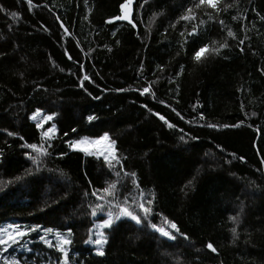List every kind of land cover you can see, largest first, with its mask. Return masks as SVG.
<instances>
[{"label": "trees", "instance_id": "obj_1", "mask_svg": "<svg viewBox=\"0 0 264 264\" xmlns=\"http://www.w3.org/2000/svg\"><path fill=\"white\" fill-rule=\"evenodd\" d=\"M121 2L33 0L40 7L29 11L26 0H0V224L34 223L66 234L70 226L69 264H264V171L257 172L264 168L259 163L264 157V0H219V11L196 9L198 0H147L143 9L135 8L136 29L126 22L105 23L120 14ZM190 7L200 35L181 47L180 33L187 34L192 25L170 24ZM232 16L247 18L233 21ZM219 20L225 22L223 29ZM61 23L71 33L63 40ZM228 28L237 40L248 37L243 52L227 37ZM225 39L231 47L220 56L199 64L193 60V50L203 43ZM158 65L164 67L162 73ZM180 65L183 73L169 84ZM85 74L93 81L84 82L91 96L79 87ZM148 82H155L154 97L135 91ZM119 88L124 91L117 92ZM197 102L203 107L194 108ZM37 108L56 113L52 122L58 128L39 172L25 157L30 150L21 147L42 143L40 134L51 123L36 128L29 117ZM156 113L176 128L169 129ZM89 115L97 119L89 123ZM240 120L245 124L238 128L198 126ZM179 129L195 139L186 135L181 141ZM8 131L16 135L8 136ZM104 132L117 141L124 171L136 173L139 189L123 173L122 178L108 175L100 160L69 147L68 141ZM29 169L33 174L26 176ZM110 183L117 184L114 199L91 196ZM139 190L155 198L152 223L169 229L167 217L189 239L168 241L122 218L118 227L105 231V255H96L86 244L89 229L107 216L92 217L90 206L109 207L111 200L112 211L118 212L116 205L125 197L126 206L139 200ZM237 215L241 223L233 244L228 217ZM208 242L218 254L206 249Z\"/></svg>", "mask_w": 264, "mask_h": 264}, {"label": "snow or ice", "instance_id": "obj_2", "mask_svg": "<svg viewBox=\"0 0 264 264\" xmlns=\"http://www.w3.org/2000/svg\"><path fill=\"white\" fill-rule=\"evenodd\" d=\"M85 4L88 3V0H84ZM26 3L29 5V11H31L34 8L40 7L39 5L33 4V0H26ZM147 4V0H144V3H139V0H122V2L119 5V15L113 16L110 19L106 20L105 23L109 25L115 26L117 22H126L129 24L133 29L137 28V21L134 19L135 16V8L139 6V8L143 9L145 5ZM219 0H198V3L194 5L196 9H200L201 7H210L216 11H219ZM44 7H47V5H43ZM4 9L2 6H0V11H3ZM193 8H188L186 10V13L182 16H180L175 23L170 24L171 28H175L177 23H180L181 21L185 22L186 24H191L192 28L191 31L187 32L185 34L184 31L180 33L181 37H183V44L181 47H184L185 45L189 44L190 42H193V38H198L200 35L199 26L194 24L193 22L197 19L195 15L192 14ZM12 17L16 18L17 13H12ZM247 17H240V16H232L231 19L233 21L239 20V19H246ZM87 19V17H85ZM261 21L264 22V16L260 17ZM57 20H59V17H57ZM217 23L220 25L221 29L225 27V22L223 20L217 21ZM60 27L63 29L64 36L61 37L63 40L64 37H70L71 33L69 32V29L67 27H64L63 23L60 24ZM47 30V29H45ZM168 29L165 28V32H167ZM139 35V33H137ZM227 37L231 40L237 41V46L239 47V50L241 52L244 51L243 45L245 44V41L248 39L247 36H245L244 39L237 40L236 33H234L230 28L227 29L226 33ZM119 43V41H117ZM77 46H79V42H77ZM230 44L228 42V39H225L222 43H217L216 41H212L211 43L205 42L202 44V46L196 48L192 52V58L196 63H203L206 59L210 57H218L221 55V52L223 50L230 49ZM109 51L111 49H108ZM65 52L67 54V49H65ZM179 54V53H178ZM68 59H71V56H68ZM82 67V65H81ZM157 69L159 72L164 71L163 66H157ZM63 71V69H61ZM184 71V65H180V71L176 73L175 77L172 79H169L168 83L173 84L175 83L176 77H179ZM140 75H143V63H141L140 66ZM261 72H264V68H261ZM91 81V78L85 74L82 78H80L79 87L82 88L89 96L92 95L91 92L87 91V88L84 87V82ZM155 82H148L147 86L144 87H137L135 91L141 95H151L154 97L155 93L152 91L153 84ZM39 88V86H38ZM179 86L177 85L176 92L178 93ZM103 91H108L107 88L103 89ZM117 92H123V88L116 89ZM101 97L97 96L94 97V99H100ZM163 104L164 101H161ZM179 103V101H177ZM167 107H171V105H166ZM143 107L147 108V105H143ZM194 108L196 107H203L202 105H199V102L197 104L193 105ZM241 108H243V104L241 105ZM175 114L180 117V119H184V117L181 115L180 112L176 111L175 108L171 109ZM42 109L37 108L35 112L32 113V115L29 117L31 120L36 121L37 117L41 114ZM160 120L164 121V123L167 125L169 129H175L176 125L170 123L168 120L165 119L164 116H161L159 113H156ZM253 117L257 116L256 112H252L251 114ZM56 117V113H51L47 115H43L39 122L36 123L37 129H44L45 125L50 123V126L46 128V130H43L41 132V141L42 143H25L21 145L22 148H27L30 151L25 152V157L31 162V164L34 166L35 171L39 172L43 166H44V160L50 155L49 149L53 147V142L58 134V128L57 124L52 122L54 121ZM97 119L95 115H89L87 117V120L89 123H91L93 120ZM199 119L204 120V114L203 112L200 113ZM191 123V121H189ZM245 124L244 120H240L237 123L234 124H215V123H205L204 125H198V126H207L209 128L218 129V128H238ZM251 127L252 125H248ZM73 132H76V129L72 130ZM179 131L182 133L180 136V140L184 141L185 136L188 135L190 139H195L194 137H191L190 134L184 133V129H179ZM261 128L257 127L256 132H260ZM8 136H14L15 133L8 131ZM65 136H67V133H64ZM262 136H264V133H261ZM21 140L24 138L21 136L19 137ZM69 147L72 150H78L80 152L86 153L89 156L94 157L95 159H98L102 162L105 169H107L108 175H112L113 173L117 178H122L121 173H123L124 177H129L132 179L133 185L139 189V182L135 179L136 173H128L124 171V160L121 159L119 156V149L117 147V141L115 139H112L110 134L108 132H104L101 135H98L94 138H89L87 136L77 139L74 141H68ZM106 144L104 148L97 147L99 145ZM46 145V146H45ZM219 147V146H217ZM257 152H259V149H256ZM3 155V151L0 150V156ZM63 155V154H61ZM235 155V154H232ZM240 160H244V157H238ZM259 163L261 165H264V157H261L259 160ZM119 169V170H117ZM264 171V168L257 169V172ZM33 171L32 169H29L26 171L25 175H32ZM22 177H16V181L22 180ZM0 183H4L0 181ZM189 184H191V181H189ZM117 184L116 183H110L108 186L103 187L101 190H93L91 192V196L95 197L99 201H106L107 197H112L113 199L119 194L116 192ZM104 195H100L99 192H101ZM89 194L86 192L85 196H88ZM154 200L155 198H147L145 196V193L143 190H139V200L132 199L131 205H128L129 197L124 198L123 204H118L116 207L118 208V212H113L111 210L112 207V201L107 200V204L109 206V210L106 213L107 218H104L100 221L99 225H93L92 229H89L91 232L95 228H99V232L96 235V238L93 240L91 236L89 237V241L94 243L97 247L95 248V254L98 256L103 257L105 255L104 246L107 243V236L105 235V231H111L115 227H118L117 222H121L122 218H127L130 222H133L136 226L144 228L148 227L152 229L155 233H158L162 238H166L168 241H176L178 237L183 238L184 240H188L189 237L186 233L182 232L179 226L176 222L169 220L167 217H164L165 222L169 225V229H165L162 227H158L157 224L152 223L150 218H154L155 212H154ZM131 208H134L135 210H130ZM105 204L103 203H97L94 207L90 206L91 210V216L92 217H98V214H102L104 212ZM228 220L232 222L234 225L230 228V232L232 235V243L235 244L239 233H238V226L241 223L240 217L237 216H229ZM42 231L44 234L39 235L38 239L40 242H42L47 249L54 250L57 255L55 264H69L70 255H69V246L72 244V240L64 237L62 233L57 230L55 232V242L52 239L46 238L49 234L53 233V228H43L41 229V226L37 225L35 227H25L20 224L16 223H8L6 227H0V264H27L25 258L23 255H14L16 249L19 248L21 250V253H31L32 247L29 246V244H26L24 241L26 238L30 237V234L32 232ZM66 231L69 236L72 235V228L69 226L66 228ZM206 249L210 250L212 253H217V247H214L212 242H208L206 244ZM62 258V259H61ZM45 260L48 261V264H53V262L48 258L45 257Z\"/></svg>", "mask_w": 264, "mask_h": 264}, {"label": "rangeland", "instance_id": "obj_3", "mask_svg": "<svg viewBox=\"0 0 264 264\" xmlns=\"http://www.w3.org/2000/svg\"><path fill=\"white\" fill-rule=\"evenodd\" d=\"M48 113L47 112H41V114L37 117V120L36 121H34L35 122V124L37 123V122H39V120L41 119V117L43 116V115H47ZM50 126V125H49ZM48 126V127H49ZM47 128V127H46ZM46 130V129H45ZM83 137H85V136H82V137H80V138H76V139H73L72 141H74V140H77V139H81V138H83ZM89 138H94V137H89ZM106 146V144H102V145H99V146H97V147H100L101 149L102 148H104ZM97 204V203H96ZM95 204V205H96ZM94 205V206H95ZM93 206V207H94ZM109 210V207H105L104 208V212L102 213V214H98V215H105L106 216V213H107V211ZM112 210V209H111ZM8 223H16V224H20V225H22V226H25V227H35V226H37L38 224H34V223H31V224H24V223H18V222H14V221H6V222H4V223H2V224H0V227H6L7 226V224ZM99 223H100V220L99 221H95V225H99ZM39 226H41V225H39ZM168 227V226H167ZM43 228H47V227H43V226H41V229H43ZM163 228V227H162ZM166 230H167V228H165ZM100 230H99V228L97 227V228H95V229H93L92 231H91V238L94 240L95 238H96V235H97V233L99 232ZM55 232L56 231H53V233L52 234H49L46 238H49V239H52L54 242H55ZM62 233V235L64 236V237H66V238H68L69 239V237H68V234H66V232H61ZM42 234H44L42 231H37V232H32L31 234H30V237H28V238H26V240L24 241L26 244H29V246H31L32 247V252L31 253H21V250L19 249V248H17L16 249V251H15V253H13L14 255H17V256H19V255H23L24 256V258H25V260H26V262H27V264H48V261L47 260H45V257H48L52 262H53V264H55V261H56V257H57V255L55 256V257H53L52 255H51V253L49 252V251H47V250H45L46 249V246L42 243V242H40L39 241V239H38V237H39V235H42ZM86 244H88V245H90V247H92V249H93V252L95 253V248L97 247L94 243H92V242H90L89 241V239L86 241ZM68 250H70V247H69V249ZM62 259V258H61Z\"/></svg>", "mask_w": 264, "mask_h": 264}]
</instances>
